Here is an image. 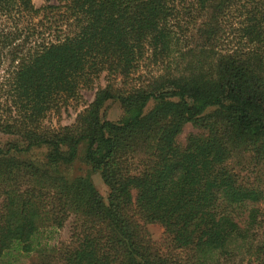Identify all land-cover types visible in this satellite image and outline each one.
Instances as JSON below:
<instances>
[{"label":"trees","instance_id":"16d2710c","mask_svg":"<svg viewBox=\"0 0 264 264\" xmlns=\"http://www.w3.org/2000/svg\"><path fill=\"white\" fill-rule=\"evenodd\" d=\"M60 7L71 30L30 44L27 19ZM7 58L0 259L242 264L251 251L264 264V0H0ZM102 74L73 124H45ZM110 100L125 110L118 121L102 110ZM188 123L198 132L181 144ZM77 163L87 172H73ZM70 224L67 238L40 247L41 232ZM149 224L163 226L169 250Z\"/></svg>","mask_w":264,"mask_h":264},{"label":"rangeland","instance_id":"374dc122","mask_svg":"<svg viewBox=\"0 0 264 264\" xmlns=\"http://www.w3.org/2000/svg\"><path fill=\"white\" fill-rule=\"evenodd\" d=\"M34 4L37 8H43L48 4L59 5V0H34ZM69 23L66 21L65 8L60 7V9H55L54 11L42 10L38 15H35L33 18H28L24 23L25 26L31 27V33L29 42L33 44L36 41L40 40H51L56 36L60 35L61 32L67 33L70 29ZM20 40L17 42L19 44ZM10 59H4L0 63V73L6 70L9 67ZM150 69L142 68L139 71L138 76L141 78H145L146 76L151 75L152 71ZM107 83L105 74L96 81V84L93 88H84L81 93L83 95L82 100L79 101H71L67 106H64L61 109V112L51 113L47 119L45 120V124L51 127H60L65 125L73 124L79 113L82 112L93 100L95 99L97 90L100 86H105ZM155 105V101H150L147 106V110H150ZM105 111V117L112 121H118L125 115V110L122 107L120 101L118 100H110L104 104L103 109ZM198 132L191 123L185 125L183 132L179 135L178 141L181 144L186 143V138L190 133ZM11 139L10 136L0 133V146L5 145ZM87 167L84 164L77 163L74 166L73 172L82 173L87 172ZM244 181L248 182L249 180H253V177L246 176L243 178ZM93 180L101 192V194L106 197L108 195V188L104 184L101 179L99 173L93 174ZM70 227L71 224L65 228L64 230H49L43 231L40 233V242L46 247H50L59 243L61 240L67 238L70 235ZM148 232L150 237L158 244L159 247L169 250L168 245L163 242L164 237V228L160 224H149L147 225ZM256 234H253V237H259V230L254 231ZM256 243V242H254ZM251 252V251H250ZM246 253L243 255L242 264H253V258L256 256L252 255V253ZM13 258H1L0 264H37L38 254L37 251L32 252L30 254H15ZM240 258V257H239ZM239 262V259L235 261V264ZM233 264V263H231Z\"/></svg>","mask_w":264,"mask_h":264}]
</instances>
